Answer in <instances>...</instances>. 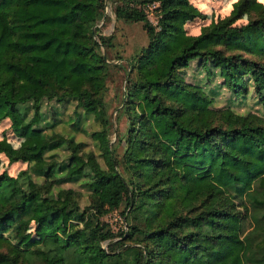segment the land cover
I'll use <instances>...</instances> for the list:
<instances>
[{
	"label": "trees",
	"instance_id": "obj_1",
	"mask_svg": "<svg viewBox=\"0 0 264 264\" xmlns=\"http://www.w3.org/2000/svg\"><path fill=\"white\" fill-rule=\"evenodd\" d=\"M111 1L118 20L143 22L150 36L120 67L121 159L105 101L113 43L94 30L105 0H0V124L25 141L0 140V154L28 164L17 176L0 170V264H264V114L215 106L185 76L197 61L235 99L264 106V3L238 0L190 35L185 25L204 18L190 0ZM53 101H76L99 122L91 137L107 168L75 136L47 133L56 123L42 106ZM59 149L69 156L49 155ZM120 208L122 232L106 220Z\"/></svg>",
	"mask_w": 264,
	"mask_h": 264
},
{
	"label": "rangeland",
	"instance_id": "obj_2",
	"mask_svg": "<svg viewBox=\"0 0 264 264\" xmlns=\"http://www.w3.org/2000/svg\"><path fill=\"white\" fill-rule=\"evenodd\" d=\"M204 15V18H197L194 21L188 22L185 29L190 35H199L202 29L210 25L213 21H218L221 18L229 16L233 5L238 0H190ZM264 3V1L259 0ZM116 4L111 0H105L102 7L101 20L94 27L95 39L100 40V36L110 37L113 46L110 49L103 48L104 57L107 59L110 69L106 80L105 101L108 106L109 116V138L113 148L117 149V158L121 159L124 150L127 146L124 138L129 127V113L126 110L128 79H126L124 71L120 69L123 67L128 70L131 58L139 53L150 44V36L147 27L143 22H128L118 20L116 16ZM149 9L148 16L153 24H157L158 17L156 11ZM247 22V17L239 20L238 24ZM130 75V74H129ZM186 81L191 84L200 85L206 93H208L214 100L215 106L230 107L238 114H246L248 112L264 114V106L257 103L255 97H248L244 99H235V96L226 88H219L222 79L215 76L209 79L206 76V71L198 65V62H193L191 67L186 69ZM42 111L47 114V120L51 123H56L52 129H47V133H60L65 135L75 136L76 142H83L86 147L85 151H93L99 155V161L104 168H107V163L100 154L101 151L97 146V142L91 137V133L101 130V125L93 116H86L82 108L78 107L76 101L66 104H59L57 102H45L42 106ZM81 114V117H80ZM78 119V120H77ZM80 126L72 125L73 122ZM7 139L15 148L22 146L25 141L17 138L8 120L0 124V140ZM34 143L33 141H30ZM69 151L66 149H59L53 151L49 155H55L56 160H63L69 156ZM1 158V172L7 171L12 176H17L21 171L28 168L27 163L17 162L10 163L5 154H0ZM65 188H75L79 191H84L78 184H64ZM89 203V198L82 199V206ZM123 208L109 214L106 220H109L118 232H122L125 226L127 229V221L121 215ZM249 225V224H248ZM36 225L34 222L28 224V238L32 241H39L35 235ZM108 247V243H105Z\"/></svg>",
	"mask_w": 264,
	"mask_h": 264
}]
</instances>
